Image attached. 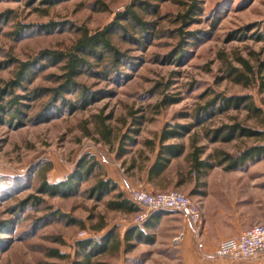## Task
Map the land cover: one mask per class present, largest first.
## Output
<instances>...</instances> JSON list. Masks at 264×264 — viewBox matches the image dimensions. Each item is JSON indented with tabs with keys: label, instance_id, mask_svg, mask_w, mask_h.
Segmentation results:
<instances>
[{
	"label": "rangeland",
	"instance_id": "obj_1",
	"mask_svg": "<svg viewBox=\"0 0 264 264\" xmlns=\"http://www.w3.org/2000/svg\"><path fill=\"white\" fill-rule=\"evenodd\" d=\"M140 1L150 5L149 10L139 8L141 19L154 27L142 34L135 33L126 19L117 17L135 0H0L1 86L15 77L22 61H34L41 50L64 51L70 47L80 37V27L94 32L111 24L117 31L113 43L125 55L124 64L115 69L107 61L89 60L93 69L75 78L89 95L82 107L76 87L58 98L49 93L36 100L30 96L37 87L60 85L62 62L39 60L33 64L34 74L15 90L24 96L20 99L24 114L9 123L0 121V264H74L82 259L78 241L99 239L112 230L121 241L118 251L101 254L94 261L131 264L136 256H142L141 240L150 242L144 248H158L154 241L165 239L171 222L164 220L158 228H148L143 238L127 242L125 230L130 225H143L146 218L140 220V216L146 209L140 207L141 211L129 214L109 210L106 201L111 195L99 200L88 191L95 178L85 181L70 197L38 193L37 168L43 162L52 163L47 180L55 183L66 179L83 156H94L129 197L133 189L153 190L146 170L157 152H152L146 141L157 140L158 146L161 131L174 124L181 126L178 130L184 136L166 144L184 145L188 152L194 142L205 148L202 158L208 157L211 163L214 159L209 156L217 148L236 154L254 142H211L205 134L209 129L229 125L234 118L244 122L246 111L231 109L208 119L203 108L216 93L248 94L257 105H263L262 74L246 86L237 83L229 71L232 66L250 74L240 59H245L253 71L264 59V0H199L198 14L186 20L179 18L186 10L181 0ZM115 21L126 31L119 30ZM247 124L256 126L254 120ZM105 130L110 131L108 138L103 136ZM260 160L248 162L240 170H254L252 165ZM130 163L136 167L131 169ZM171 164V181L178 175L186 178L189 165L185 156ZM216 168L222 174L228 172L221 166ZM191 185V181L182 187L172 183L158 192L176 189L198 202L189 191ZM31 194L43 201L31 204ZM23 201L26 205L20 208ZM56 211L67 217L55 219ZM173 211L177 210H168ZM100 223L106 227L97 231ZM159 257L155 255L148 264Z\"/></svg>",
	"mask_w": 264,
	"mask_h": 264
},
{
	"label": "trees",
	"instance_id": "obj_2",
	"mask_svg": "<svg viewBox=\"0 0 264 264\" xmlns=\"http://www.w3.org/2000/svg\"><path fill=\"white\" fill-rule=\"evenodd\" d=\"M199 0H181L186 10L179 15L181 20H186L187 18L194 19L197 10H199ZM149 10L150 5L147 2L140 0H135L134 4H129L126 6L123 15H118L119 19H126V21L132 26L135 33L149 32L148 30H153V25L150 22L141 19L138 13L139 8ZM114 25L118 26L119 30L126 31V28L121 26L118 21L114 22ZM119 31V32H121ZM178 32L182 33V30L177 29ZM115 31L111 24L104 27L103 29L95 30L91 32L87 27L79 28L80 37L67 49L61 50H47L43 49L38 54L34 61H22L19 64V68L15 71V77L8 79L3 86L0 85V121L1 122H11L12 120H18L20 115L24 114L23 107L20 99L24 96H19L15 94L17 88H22V80H28L30 75H33V67L35 63L39 60L44 59L48 62H62L63 74L59 75L58 80H60V85L52 88H41L37 87L31 92L30 96L33 100L39 97H44L45 95L53 96V98L62 97V93L66 92L72 87H76L77 94L81 95L82 100L78 101V104L82 106L88 101V94L85 91L83 84H79L76 81V77L80 76L81 73L86 70L91 71L93 69L90 59L98 60L100 63H107L117 68L119 65L124 63V57L120 51L113 43V36ZM190 35V34H188ZM181 44V43H180ZM178 53L181 52L182 47L179 49ZM172 57V56H171ZM240 62L245 65L250 74L240 71L235 67H230V76L240 84L250 85L251 83L257 81L262 74L260 79V86L264 87V59L257 62V70L253 71V68L245 59H240ZM107 68V72L111 69ZM164 103L169 100L165 98ZM263 105H257L251 95L245 94L225 96L223 94H214V97L207 101V105L203 108L204 112L208 111V119L213 118L215 115L228 113L229 110H245L246 115L244 122L238 121V118H234L235 121L229 125H221L215 127V129H209L205 134L210 138L211 142L223 141L230 142L235 139L240 140H253L254 142L245 145V148L240 149L236 154L229 153L222 148H217L211 153L209 157L214 159V163L210 162V159L202 158L206 150L204 147L196 146V144L191 142L190 150L188 152L184 145H179L176 143L166 144L172 138L183 137L184 134L178 130L181 126L174 124L171 129H163L158 137V146L154 139L147 140L150 150L152 152H157L154 159L148 164L146 179L152 185L151 192H158L166 190L173 183L175 187H182L191 181L192 185H197L199 181L205 176V174L216 168V166H221L227 171L237 170L243 168L246 163L258 161L264 158V96L262 98ZM163 104V103H162ZM70 105V103H69ZM8 116V120L5 119ZM248 120H254L256 126H250L247 124ZM110 135L109 130H105L103 136L108 138ZM244 140V141H245ZM185 156L189 168L187 170L186 178L178 175L176 180L171 181L168 178V172L171 167L172 160ZM147 159H149L147 157ZM129 167L135 168L134 163H130ZM38 177L40 178V186L38 187V193H45L50 196L61 195L64 197H70L76 195L79 189L85 181L95 178V184L92 185L88 191L90 194L100 199L111 195L112 198L106 201V207L109 210H117L129 213H137L141 211L140 207L125 193L120 189L117 181H113L107 176L106 168L91 155H85L80 159L76 166V169L71 172L68 177L62 181L49 183L47 180V174L53 169L52 163L50 161L43 162L38 166ZM143 169V168H142ZM29 202L31 204L41 203L42 199L35 195H29ZM28 203V202H27ZM25 202H21L19 207L25 206ZM164 209L154 210L153 213H162ZM59 216H65L64 213L58 211L53 214V217L59 218ZM70 221H76L71 218ZM106 225L103 223L96 225V230L101 231ZM132 230V229H131ZM136 230V229H133ZM132 230V231H133ZM130 231V230H129ZM127 231L124 238L127 239L129 236ZM120 239L117 236V231H109L99 239L86 238L85 240L78 241V247L80 248V254L82 259L76 260L74 264H100L94 261L95 258L110 252L111 250L116 253L120 247ZM55 252V251H54ZM56 253V252H55ZM57 254V253H56Z\"/></svg>",
	"mask_w": 264,
	"mask_h": 264
},
{
	"label": "crops",
	"instance_id": "obj_3",
	"mask_svg": "<svg viewBox=\"0 0 264 264\" xmlns=\"http://www.w3.org/2000/svg\"><path fill=\"white\" fill-rule=\"evenodd\" d=\"M252 167L254 170L250 167L224 174L219 168L211 169L197 185H191L189 191L199 199L203 210L198 225L179 211L168 210L151 213L141 226L130 225L123 234L124 238L130 230L127 242L143 238L148 228L156 229L164 220L171 222L165 239L153 243L160 247L144 248L150 242L141 240L142 256H136L131 264H148L155 255L160 259L153 264H264V253L248 259L215 255L221 241L264 222V159Z\"/></svg>",
	"mask_w": 264,
	"mask_h": 264
},
{
	"label": "built area",
	"instance_id": "obj_4",
	"mask_svg": "<svg viewBox=\"0 0 264 264\" xmlns=\"http://www.w3.org/2000/svg\"><path fill=\"white\" fill-rule=\"evenodd\" d=\"M131 199L146 211L140 216V220L148 217L149 211L164 209L177 210L194 224H200L203 210L199 202L189 194L176 189L154 193L146 189H133L130 192ZM217 257L248 259L264 253V222L255 224L232 237L221 241L215 250Z\"/></svg>",
	"mask_w": 264,
	"mask_h": 264
}]
</instances>
